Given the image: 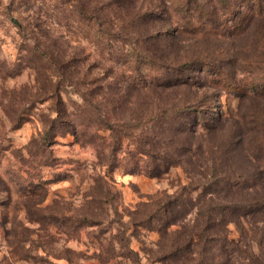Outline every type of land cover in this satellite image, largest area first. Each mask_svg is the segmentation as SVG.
Here are the masks:
<instances>
[{"label":"rangeland","instance_id":"1","mask_svg":"<svg viewBox=\"0 0 264 264\" xmlns=\"http://www.w3.org/2000/svg\"><path fill=\"white\" fill-rule=\"evenodd\" d=\"M208 2L200 0L210 9ZM260 2L262 9H253L252 0L245 8L236 2L233 17L218 10L217 32L197 36L177 26L181 9L172 5V12L171 0H0V264H203L196 233L208 216L215 248L235 246L232 264H257L254 257L264 263V216L233 215L220 198L225 189L205 186L214 173L208 153L214 134L202 126L215 110L222 133L241 126L249 132L240 155L212 178L229 169L254 173L251 128L264 123V99L214 88L199 70L200 62L212 63L241 80L264 68ZM247 15L244 31L235 34ZM155 16L165 20L151 24ZM153 33L163 34L158 45ZM149 48L167 65L196 67L181 85L144 88L140 59L152 56ZM62 103L74 123L104 122L100 137L63 134ZM184 107L203 109L177 120L199 125L195 155H176L180 165L160 177L128 173L141 141L129 127L147 113ZM168 148L156 146L161 154ZM255 185L260 194L247 184L246 198L235 201L248 207L250 198L260 199L264 185L257 179ZM176 198L181 203L171 215ZM165 217L176 224L167 228ZM169 252L180 257L161 262Z\"/></svg>","mask_w":264,"mask_h":264},{"label":"trees","instance_id":"2","mask_svg":"<svg viewBox=\"0 0 264 264\" xmlns=\"http://www.w3.org/2000/svg\"><path fill=\"white\" fill-rule=\"evenodd\" d=\"M209 1L208 3L212 6L209 8H205L200 0H171L170 10L173 12V6L178 5L181 10L179 12H175L174 18L177 26H180L183 32L191 33L197 36H200L204 33L209 32H217L215 29L216 16L218 10H220L223 14H226L229 17H233L237 14L236 8L238 7L236 2H240L239 6L242 8L246 7L247 0H236L235 3L233 0H205ZM253 5L252 8L259 7L262 9L263 3L260 0H252ZM173 5V6H172ZM249 7V5H248ZM247 7V8H248ZM246 8V9H247ZM158 15V14H157ZM176 16V17H175ZM250 15L244 16L240 19V23L235 27V34H242L244 31V27L248 22ZM163 18V17H162ZM159 18V16H155V19L151 21V24H157V22L161 20H165ZM215 20V21H214ZM168 32V31H167ZM170 32L164 34V37L168 36ZM163 34H151V38L156 39V44L160 43ZM156 45H154L155 48ZM158 48V47H157ZM147 51V50H146ZM148 51L152 56H146L144 59H140V64L144 65L146 70L145 75L140 79V83L144 88H161V89H169L177 85H181L184 83V73L190 75V71L196 67V63H189L187 65H167L164 58V54L162 57L155 56V54L163 53V48L159 47V51L153 54V51L149 48ZM137 56L141 54L139 51H136ZM142 57H144L142 55ZM199 69L202 73L207 74L206 79L211 82V85L214 88L222 89L230 94H234L239 98L243 99H264V68L257 73H253L252 76H247L244 79L236 80L228 76L224 71L217 68L212 63L200 62ZM209 74V75H208ZM188 83V81H186ZM52 83V81H51ZM52 88L57 90L58 86L55 84H50ZM87 101V99H85ZM112 106V105H111ZM115 109V106H112ZM201 114L203 109L196 108V110H192L189 107L174 109L167 108L161 112L147 113L143 115L135 126L129 127L130 130H138L137 138L141 139L137 147V157L136 163L132 165L131 163H127V172L128 173H136L142 172L149 176L160 177L163 174L167 173L170 170L171 164H176L179 166L180 163L177 161V156H180L184 153L192 151L195 155L196 153V141L198 135V124L192 125L187 122H178L179 120H183L184 117H191L194 113ZM214 115L210 117L209 122L203 123L202 125L209 133L213 135L209 136L208 143V153L213 162V170L214 173L212 175H217V167L221 165V163L231 160L232 158H237L240 155L239 148H243L245 146L247 140L249 139L248 130L245 132L244 127L241 126L234 128L229 127L225 132H221L223 123L220 122V119L217 120L215 115V110L212 111ZM57 113L62 115V126H65V132L63 134H72L78 139L79 133H82L83 136L93 139L96 141L98 137H100V129L104 128V122H96L89 120L87 123L82 121L71 120L70 116L67 112V109L62 103V110L58 109ZM197 119H201V117H197ZM178 120V121H177ZM257 127H252L251 131L255 133V140L251 144L253 158L252 162L256 163V170L254 173L247 171L246 173L238 174L232 173L230 169L227 173H224V176H219L208 179L207 184L205 185L207 190H216L218 187L221 189H225L224 197L220 195V198L227 200L228 204L223 205L225 209L231 210L233 215L237 216H264V193L260 196V199L257 197L250 198V204L248 207L240 205L237 203V198L243 197L245 187L247 184H252L254 190L257 194H260L257 190L258 187L255 185V180L257 179L261 184L264 185V123H256ZM99 127V128H98ZM102 127V128H101ZM151 132V133H150ZM187 134V136H186ZM194 141L192 143L191 141ZM168 146V149L163 150L162 154L158 153L156 150V146L164 147ZM172 146V148H171ZM201 146L199 147V150ZM176 150H183L182 153H177ZM114 156V153H112ZM180 158V157H179ZM148 159L144 166H141V160ZM232 173V174H231ZM220 183H224V186H221ZM255 185V186H254ZM219 196V195H218ZM244 200V199H243ZM181 203L179 198L172 200V205L169 206L172 211L171 215L175 214V211L178 208V205ZM168 207V208H169ZM171 218L168 219L165 217L164 226L167 223V228L172 227L175 223L170 222ZM215 224V223H214ZM211 216L206 217L204 223L201 227V231L196 233L199 237L198 244L200 245V251H198L200 258H205L203 264H232V256L233 249L235 246H222L216 247L218 244V239H214L210 234V228L212 225ZM213 238V239H212ZM212 239V240H211ZM228 239V233H225V240ZM215 240V243L211 242ZM224 240V241H225ZM189 244L185 247H188ZM215 248V249H214ZM230 249L231 252L229 256H226V250ZM178 252V250L176 251ZM176 252H169L167 255H162L160 257V261L166 263V261L171 260V258H176ZM254 261L257 264H264L261 260H258L254 257Z\"/></svg>","mask_w":264,"mask_h":264},{"label":"water","instance_id":"3","mask_svg":"<svg viewBox=\"0 0 264 264\" xmlns=\"http://www.w3.org/2000/svg\"><path fill=\"white\" fill-rule=\"evenodd\" d=\"M14 22H15V23H17V21H16V20H14Z\"/></svg>","mask_w":264,"mask_h":264}]
</instances>
